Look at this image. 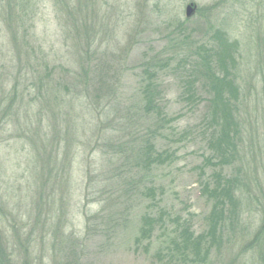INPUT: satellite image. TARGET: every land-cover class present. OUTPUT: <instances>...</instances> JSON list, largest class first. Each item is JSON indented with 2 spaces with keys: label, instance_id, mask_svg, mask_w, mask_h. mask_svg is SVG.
I'll return each mask as SVG.
<instances>
[{
  "label": "rangeland",
  "instance_id": "obj_1",
  "mask_svg": "<svg viewBox=\"0 0 264 264\" xmlns=\"http://www.w3.org/2000/svg\"><path fill=\"white\" fill-rule=\"evenodd\" d=\"M0 249L264 264V0H0Z\"/></svg>",
  "mask_w": 264,
  "mask_h": 264
},
{
  "label": "trees",
  "instance_id": "obj_2",
  "mask_svg": "<svg viewBox=\"0 0 264 264\" xmlns=\"http://www.w3.org/2000/svg\"><path fill=\"white\" fill-rule=\"evenodd\" d=\"M222 81V80H221ZM147 90H148V95L150 94V93H152V90H155V88H154V85H149L148 87H147ZM221 95H219L218 97H220ZM215 100V103H219L220 102V99L218 100V99H214ZM153 101V99H149L147 102H150L149 104H148V106L151 108V107H155L156 105H155V102H152ZM218 107V106H217ZM220 107V106H219ZM227 107V105L226 106H223V107H221V111H222V113H223V110L225 109ZM151 109H155V108H151ZM151 111V110H150ZM148 113H150V112H148ZM229 113L230 112H228L227 110H226V115H229ZM151 152V146L148 144V146L147 147H145L144 149H143V155L142 156H144V155H146V154H149V156H150V152ZM149 156H147V159L149 158ZM136 158H138V160H139V158H140V156H138L137 155V157ZM120 217H117L116 216V218L115 217H110V218H108V220H106L105 222H104V228L102 229V233L105 235V237H106V235L107 234H109V232H111V231H113V230H115V228H118L119 227V222H120V219H119ZM3 257H6L5 256V254H4V249H0V261L2 262V261H4L3 260ZM0 262V264H2Z\"/></svg>",
  "mask_w": 264,
  "mask_h": 264
},
{
  "label": "water",
  "instance_id": "obj_3",
  "mask_svg": "<svg viewBox=\"0 0 264 264\" xmlns=\"http://www.w3.org/2000/svg\"><path fill=\"white\" fill-rule=\"evenodd\" d=\"M197 10V6L194 3H190L187 7H186V17L187 18H191L192 16L195 15Z\"/></svg>",
  "mask_w": 264,
  "mask_h": 264
}]
</instances>
